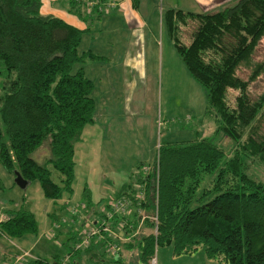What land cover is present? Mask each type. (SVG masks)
Here are the masks:
<instances>
[{
	"label": "trees",
	"instance_id": "trees-1",
	"mask_svg": "<svg viewBox=\"0 0 264 264\" xmlns=\"http://www.w3.org/2000/svg\"><path fill=\"white\" fill-rule=\"evenodd\" d=\"M41 6L42 0H0V163L14 177L18 172L28 183L36 180L45 198L57 200L72 192L75 144L93 123L94 82L82 66L93 53L79 50L82 29L42 13ZM189 21L193 31L182 41V25ZM163 23L187 71L207 90L205 112L233 148L227 154L200 131L192 140L159 145L154 162L134 182L143 199L121 193L145 212L138 259L151 264L156 246L171 245L178 255L202 247L217 264H264V178L246 173L254 160L264 170V135L256 130L264 117V92L256 99L247 92L263 62L254 64L247 80L236 74L264 34V0H236L215 12L168 9ZM230 90L237 93L230 97ZM44 141L51 157L39 163L31 154ZM206 175H212L209 184L200 187ZM4 213V236L37 232L30 209L21 205ZM110 244L117 251L115 238ZM88 246L67 253L68 264ZM23 252L30 256L20 264L31 257L28 264L61 261L25 250L14 258Z\"/></svg>",
	"mask_w": 264,
	"mask_h": 264
},
{
	"label": "rangeland",
	"instance_id": "rangeland-1",
	"mask_svg": "<svg viewBox=\"0 0 264 264\" xmlns=\"http://www.w3.org/2000/svg\"><path fill=\"white\" fill-rule=\"evenodd\" d=\"M183 1L42 0V13L61 14L71 23L84 28L79 50H90L93 54L85 59L82 66L95 83L96 91L93 89L92 96L95 98L98 91L96 109L103 113L102 118H97V126L93 127L91 123L83 128L81 140L75 144L72 192L63 194L57 200L45 198L36 180L25 188L17 186L14 175L0 163V212L4 207L22 205L35 213L37 232L26 237L41 238L44 247L49 250L42 254L44 257L63 253L60 251L63 244L67 247L72 244V238L109 205L110 197H113L110 195H114L120 185L132 184L129 177L143 173V166L154 162L160 144L192 140L196 131H200L204 136L211 137L227 154L233 148V142L216 131L213 117L205 112L206 88L189 74L164 30V11L181 9ZM235 2L220 4L214 9L199 8L198 11L215 12ZM193 28L191 21L182 25V41L188 40ZM123 44H126L125 50ZM124 52H140L145 58V67L139 73L141 79L137 81L139 87L133 94L124 86L120 76ZM142 61L137 58L135 64L141 67ZM260 62H263L262 72L247 86L251 99L264 92V34L249 60L237 67L236 74L247 80L254 64ZM132 75L136 76L135 73ZM236 93L230 90L229 96L233 97ZM105 112L117 115L112 121H105ZM123 124L128 127H123ZM256 126L258 136L264 135V117ZM31 157L45 163L51 157L47 141ZM136 163H141V167ZM246 173L254 178H264V170L258 160L250 161ZM211 176L206 175L200 187L208 185ZM54 177H57L56 173ZM101 184L112 187V190H104ZM72 209L75 213L71 212ZM139 238L140 235L126 238L132 244L124 254L126 264H138L136 246ZM55 241L59 249H56ZM115 244L119 250H124L119 241ZM115 256L117 254L112 255ZM217 263L216 259L206 257L202 247L179 255L174 253L171 245L154 248V264Z\"/></svg>",
	"mask_w": 264,
	"mask_h": 264
},
{
	"label": "crops",
	"instance_id": "crops-1",
	"mask_svg": "<svg viewBox=\"0 0 264 264\" xmlns=\"http://www.w3.org/2000/svg\"><path fill=\"white\" fill-rule=\"evenodd\" d=\"M53 1H56V0H53ZM235 1L236 0H184L181 9L183 11L187 10V11L198 13L200 12L198 11L199 8H202V10H205L206 7H211L212 9H214V8H218L217 6H219L220 4H230L231 2H235ZM226 6H229V5H226ZM169 9H180V8H169ZM164 12H166V10ZM48 14L56 15L62 18L67 23L72 24L78 27L79 29H84L77 24L71 23L70 19H68L65 16L63 17L61 14H54V13H48ZM162 19H163V16H162ZM163 27H164V23H163ZM164 30H165V27H164ZM123 45H124L123 50H125L126 44H123ZM160 52H161V49H160ZM137 58L138 59L140 58L141 60L143 59L142 61L143 65L141 67L135 64V59ZM160 63L162 64V60H160ZM120 65L122 67L120 76L123 77L122 79L123 84L126 88H129L130 93L133 94L137 91V88L139 87L137 81L141 79V76L139 75V73L145 67V58L142 56V53L140 52H137L136 54L124 52V55L122 57V64ZM132 73H135L136 76H133ZM94 89H95V83H94ZM107 94L109 95L108 92ZM96 98H98V91L95 92V98H94L95 111H94V118H93V124H92L93 127L97 126V118L103 117V113L101 112V110L99 109L97 111L96 109L97 108ZM116 115L115 113H112V112L110 113L105 112L104 113L105 121H112V119H114ZM124 119H125V116H124ZM122 126L125 127V124H123ZM126 127H128V125ZM109 164H112V163H109ZM135 165L139 167L141 166V163L140 164L136 163ZM136 177L137 175L133 174L131 177H129L130 182H132V184L128 182V183L120 185L117 192L114 195H110V196H113L112 198H116L118 196H121V193L123 194L127 192V194L130 195L131 193L135 192L136 188L135 186H133V184L136 180ZM102 188L107 191L112 190V187H109L107 185H103ZM15 208H17V206ZM108 208L109 206H107L101 213L97 214L91 220L90 223L95 224L97 221H99V219L103 216L104 212ZM5 209H11V208H9L8 206L2 209L3 212H0V221L7 217V214L4 213ZM71 212L75 213V210L72 209ZM140 214L145 215L144 210H141V212L138 213L136 209L131 208L130 212L128 211L126 215V224L124 226H121L117 219L112 220L111 222L110 227L112 231H114L117 235V237H114L115 242L119 241L121 243V246L124 249L123 251L119 250V248L117 247V251L110 252L108 249V244L111 243V241H113L114 238L112 239L113 236H108L107 234H104L99 239H93L90 242V245L88 246V248H86L88 249L86 252H78L75 255H72L71 261H73L74 264H126L124 261L125 259L124 254L131 247V245L127 242L129 239L127 240L126 238L130 235H133V236L139 235L140 231H142V233L145 232L144 227H142V224L140 223V220L138 219V216ZM115 226H116V229L114 228ZM28 235L29 234L25 235L23 238L12 239V238H8L4 236L0 232V264H7V263L12 264V262L15 260L14 256L20 253L21 250L29 251L33 256H37L38 258L47 260L49 262L54 261L56 259L60 260L67 253L71 252L72 246L79 239V235H75L72 238V244L70 246L67 247L65 246V244H63V246L61 247L63 250H60L63 253H60V255L55 253L56 255H52V256L49 255L50 257H44V255L42 254L49 251L46 248V246L44 247V242H41V238H36V239L27 238L26 236ZM12 240H15V241H12ZM20 243H23V244H20ZM29 244L30 246L27 247V245ZM55 244L56 246H58L56 249H59V245L57 241H55ZM115 254H117V256L112 257V255H115ZM29 261L30 260L27 259L22 264H28ZM14 264H17V263L14 262ZM138 264H141L139 260H138Z\"/></svg>",
	"mask_w": 264,
	"mask_h": 264
},
{
	"label": "built area",
	"instance_id": "built-area-1",
	"mask_svg": "<svg viewBox=\"0 0 264 264\" xmlns=\"http://www.w3.org/2000/svg\"><path fill=\"white\" fill-rule=\"evenodd\" d=\"M147 170V167H144V171ZM135 197L139 199H143V193L139 189L140 185H135ZM111 202L109 203V208L104 212L103 216L97 221L95 224L90 223L88 226H85L84 229L79 234L78 241L72 246V251L80 250L82 248L87 247L93 239H99L104 234L108 236H115L116 233L112 231L110 225L112 220L117 219L121 226L126 224V215L130 209L133 208L130 200L124 196H118L116 198L110 197ZM138 213L141 212V209L136 210ZM140 223L143 221L145 215L140 214ZM153 220L156 221V217H152ZM54 227H57V224L54 223ZM156 232V231H155ZM108 249L110 252H115V246L113 244H108ZM25 256H30L28 252H23L21 255H17L15 257V261L17 264H20ZM70 260V255H65L59 263L55 264H68ZM151 264H154V259L151 260ZM9 264V263H7Z\"/></svg>",
	"mask_w": 264,
	"mask_h": 264
},
{
	"label": "water",
	"instance_id": "water-1",
	"mask_svg": "<svg viewBox=\"0 0 264 264\" xmlns=\"http://www.w3.org/2000/svg\"><path fill=\"white\" fill-rule=\"evenodd\" d=\"M14 182L17 186L21 187V188H25L26 185H27V181L24 180L21 175L17 172L15 173V179H14Z\"/></svg>",
	"mask_w": 264,
	"mask_h": 264
}]
</instances>
